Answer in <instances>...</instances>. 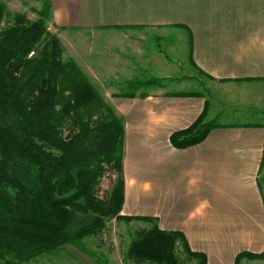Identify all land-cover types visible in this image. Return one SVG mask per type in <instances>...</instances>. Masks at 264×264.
Returning <instances> with one entry per match:
<instances>
[{
  "label": "crops",
  "instance_id": "0c3cea01",
  "mask_svg": "<svg viewBox=\"0 0 264 264\" xmlns=\"http://www.w3.org/2000/svg\"><path fill=\"white\" fill-rule=\"evenodd\" d=\"M22 1L50 6L51 27L60 30L65 54L81 43L80 32L92 36L113 31L122 36L119 52L125 62L112 57L115 52L100 42L83 43L82 52L73 54L76 57L69 53L76 62L84 57L87 73L109 76L118 61L115 72L126 83L134 77L133 67L126 63L132 54L136 66L150 61L158 68L157 78L168 79L165 61L172 59L167 52L176 47L168 50L158 45L146 58H139L143 47L136 39L154 35L157 42L171 31L186 30L188 50L184 55L179 48L177 61L185 62L200 77L209 76L215 82L213 94L248 86L258 94L254 101L264 104V0ZM147 92L115 91L106 99L125 126V192L120 214L156 218L159 229L181 233L189 249L204 255L207 264H235L244 253L263 257H242L238 264L263 262L264 185L259 180L264 176V106L255 112L258 122L209 121L218 127L204 141L177 149L170 143L171 134L188 128L201 114L214 116L210 102L204 93L183 89L171 92L159 86ZM145 226L141 223L137 228ZM67 252L73 250H61ZM51 255L43 259L53 257L54 264H60L68 262L64 258L76 257Z\"/></svg>",
  "mask_w": 264,
  "mask_h": 264
},
{
  "label": "trees",
  "instance_id": "16d2710c",
  "mask_svg": "<svg viewBox=\"0 0 264 264\" xmlns=\"http://www.w3.org/2000/svg\"><path fill=\"white\" fill-rule=\"evenodd\" d=\"M40 7L29 21L0 2V264L29 263L85 238L103 248L111 221L148 225L132 233L125 254L132 264H207L181 233L159 229L156 218L120 214L124 121L65 56L48 30L50 6ZM215 127L201 114L169 140L189 148ZM105 177L110 184L102 190ZM242 257L263 256L240 254L235 264Z\"/></svg>",
  "mask_w": 264,
  "mask_h": 264
},
{
  "label": "rangeland",
  "instance_id": "374dc122",
  "mask_svg": "<svg viewBox=\"0 0 264 264\" xmlns=\"http://www.w3.org/2000/svg\"><path fill=\"white\" fill-rule=\"evenodd\" d=\"M0 2L6 5L10 13L15 12L24 14L29 21H34L38 18L37 12L41 8V5H34L28 2H24L22 0H0ZM47 24L49 32L57 35L63 45V40H61V37L59 36L60 30H55V28L51 27L50 22H47ZM183 31L184 32L171 31L169 35L159 38L157 42L156 36L154 35H148L146 36V38H141V41L136 39V42L141 43V46L143 47V55L139 58H146L148 54L153 50V48H158V45L161 46V49L168 50L173 45L176 47V49L173 50L171 54L167 52V56L172 59L165 61V64L169 65L167 72L165 73V75L169 77L168 79L157 78L158 68L151 65L152 63H150V61H148L144 65L141 64L140 66H136L134 60L131 62L132 54L129 55V57L126 59V63L130 67H133L134 77L125 80L126 83H123L124 79L122 78V76H120L118 72H115L116 69L118 70V61H116V63L111 66L110 70L112 71H110L111 75L109 76H102V73L97 71L94 72L92 70L91 72L89 70V73H87L88 68L86 69V67L88 66V64L86 63V60L83 59L84 57L78 59L79 61H77V63L80 68L88 75L92 83L96 86V88L99 90V92L102 94L108 104L110 103L106 99L111 96L112 92L115 91H121L124 95H135L132 93H135L136 91L149 92L159 86H164L166 89L168 88L171 92H178L179 90L183 89V91L187 92L204 93L208 101L210 102L209 107L211 108V113L212 110L215 112L214 116H211L210 114V118L208 116L206 117L207 122L212 121L216 124L258 122L260 119L255 118V112L257 108H259L260 106H264V104L257 103L254 101L253 98L258 97V94H255L256 92L253 91V88H248V86H237V88H233L232 91L226 92L228 88H225L226 90L222 91L221 94H213V90H215V82H213V80L207 77L205 78L203 76H198L197 72L190 66L187 67L185 62H182L181 60L177 61L179 60L178 49L180 48L183 51L184 55L187 53L188 50V39L186 30ZM78 36L79 37L77 38L79 39V41H81V43L74 45L73 47L75 48V50H72V52L68 51L70 54L73 55L74 53H78V51L82 52L80 48L84 44L86 45L89 41L95 43L100 42L103 45L107 44V46L115 52L112 57L122 61L121 57L123 56L120 55L119 52L121 46L119 43V39H121L122 36L119 37V34L113 31H105L103 35L95 34L91 36L89 33L80 32ZM71 39H73L74 41L78 40L74 37H72ZM66 43L69 44L70 42ZM69 53L65 54L67 58L69 57ZM116 54H119V57ZM73 56L76 57V55ZM90 66L93 67V69L95 70L97 69L94 63L90 64ZM114 81H120L123 84L120 86H115L117 85V83H114L115 85L109 84ZM109 87H112L113 90L109 89ZM216 88L218 87L216 86ZM223 94H226L225 97L223 96ZM213 100L217 103H213ZM261 110L262 109H259V111ZM117 114L118 116L122 117L119 112H117ZM259 181L264 185V176L261 177ZM109 184V177H105L102 181V190L108 189ZM129 224H126L125 222L111 221L108 225L106 232L101 238L103 248H98L95 239L85 238L81 241V244L78 247L66 245L64 246V248L60 249V251L58 250L56 251V253L55 251H53L48 255L53 254L56 256H76L77 259L84 260L85 264H132L125 260V254L127 251V247L130 243L132 233L135 231V229H137V226H139V224L141 223L136 222L133 225ZM67 249L73 250V253H61V250L67 251ZM43 258H45V256L24 264H54L56 259L52 257L51 260L47 261V259ZM59 259L62 260L63 258ZM64 259L68 260V262L64 261L60 264H80L75 259ZM190 264H197V262L192 261V263ZM252 264H264V261L255 262Z\"/></svg>",
  "mask_w": 264,
  "mask_h": 264
}]
</instances>
